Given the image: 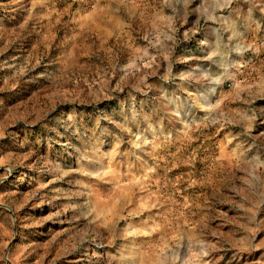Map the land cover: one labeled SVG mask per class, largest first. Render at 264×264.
<instances>
[{
    "label": "rangeland",
    "instance_id": "1",
    "mask_svg": "<svg viewBox=\"0 0 264 264\" xmlns=\"http://www.w3.org/2000/svg\"><path fill=\"white\" fill-rule=\"evenodd\" d=\"M0 264H264V0H0Z\"/></svg>",
    "mask_w": 264,
    "mask_h": 264
}]
</instances>
